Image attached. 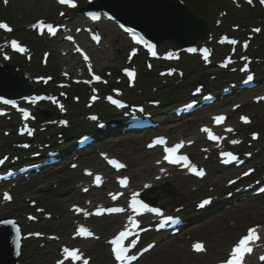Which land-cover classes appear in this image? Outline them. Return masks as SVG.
Listing matches in <instances>:
<instances>
[{"label": "rangeland", "instance_id": "1", "mask_svg": "<svg viewBox=\"0 0 264 264\" xmlns=\"http://www.w3.org/2000/svg\"><path fill=\"white\" fill-rule=\"evenodd\" d=\"M186 1H187V4H189L192 8H194L197 13L203 14L208 19L209 22L216 20V17L218 18L217 12L219 10H224V9L228 10L230 15L228 16V18L224 20V23L220 27H223L225 25L227 26L231 23H234L233 21H236V20H242V22H239L241 23V25L248 24L247 22H244V20L246 19L244 18L246 16L244 15L245 13L243 14L242 12H239L238 10L237 11L233 10L232 9L233 6L231 4H227L223 0H211L214 2V4H216L214 8L213 7L209 8L208 6L203 8V6L198 3V0L197 2L195 0H186ZM255 1H256V8L255 10H252L253 13L252 15H250L254 17H252V19L249 20L252 22H255V20H257L259 13L260 15L262 13L260 12L262 11V7L258 4L259 0H255ZM35 2H38V5L34 6ZM31 5H33V7H31ZM19 7L21 11H23V13H27L26 22H28V20H34V18H37L39 16H44L46 14L44 9H50V5L48 4V2H45L44 0H21V5ZM29 10L31 11L30 13H28ZM13 15H15V13ZM1 16H4V15H1ZM19 18H21L20 22H23L24 18L21 17L20 15L18 16V19ZM12 19H13V24L15 25L21 24L17 18L14 19L12 16ZM22 33H23L22 30L17 29V32L15 31L14 35H16L19 38H22L24 41L27 40L26 42H29V44L33 45V43L30 42V38L28 39V37L25 36V33L23 34ZM107 37H108L107 45L109 47L103 46L102 47L103 50L96 49L93 51L94 62L96 63L97 68L100 69L102 72L105 69H113V70L118 69L120 66L126 64L125 60L127 59V51H128L127 44L128 43L126 42L124 37L117 31L111 32V34H109ZM0 39H2L1 36H0ZM259 42L264 44V35H259ZM45 45L46 43H44L43 48H47L51 51V57H50L51 65L57 64L58 68H61L62 66L65 65L70 68V65L72 63H80L78 56H76L78 57L77 59L76 57H72V55L66 57V55L61 54L60 49H62V47H60L59 45L57 44H48L46 46ZM40 54H41L40 51L36 54L37 58L40 56ZM23 60H24L23 63L25 67L32 68L30 62L26 61L25 59ZM193 62H194V67L197 66V63L195 61ZM136 64L138 68L140 69L139 75L141 78L142 72L143 70H145L144 64L138 59L136 61ZM79 67H80V64L76 67V70H75L76 72H80ZM69 71L72 72L71 68L69 69ZM192 75H193L192 78L196 80L199 78L200 74L199 72H196L195 74L192 72ZM147 79L152 82V86L162 85L161 82H159V80L154 75L147 77ZM168 88L167 89L165 88L166 92L168 91ZM153 92L154 91L152 90L151 94H153ZM244 109L248 110L252 114V116L255 117V122H256L255 125L256 126L262 125L261 129H264L263 128L264 105L263 106H251L250 105L249 107H244ZM2 139L5 140L4 137ZM124 145L129 148L128 151L126 152V149L123 146L122 147L120 146L121 148H119L118 151L120 153L121 152L129 153L128 158L132 160L133 169L136 170L137 168L141 167V164L144 165L142 163L143 158L145 157L144 152L139 151V150L136 151L135 146H132L133 144L130 141L125 142ZM137 160H141L140 165L138 164L136 165ZM148 162L149 161L147 160V163ZM54 180L59 181L58 179H54ZM190 183L192 184L193 182L185 181L184 183H182V180H181L178 183H176V185H178L181 189V186H180L181 184H187L186 189L189 190L191 187ZM18 193L19 195L20 193L24 194L22 193L21 189L18 190ZM25 194L26 196H31V197H33L34 195L40 196L44 204L48 206L49 209L53 210L54 213L63 212L59 220H53L52 222H50L51 224L50 227L57 228L61 224L60 226L62 230L66 229V227L63 226V223L66 220V216H69V213H66L67 206H68L69 201L75 195V193L72 191L69 185L66 186L65 183H61V185L57 189H51L50 186H48L42 192L36 191L35 189L32 188L31 190L29 189L27 192H25ZM257 205L264 207V199L262 200L260 199ZM9 208H11L12 212H14L19 217L22 215V213L29 210L28 205L26 204V202L23 201V199H21L20 203L12 204ZM5 211H8V209H6ZM248 216L250 217V220L252 222L253 219H252L251 213ZM200 223L204 227L205 231L210 234L209 236H207V239L211 247H213L214 256L212 260L220 259L221 258L220 255L225 250V247L229 242L228 239L231 238L232 233L229 232V230L227 229L223 218L219 220H215V219H210V217H204L203 219H201ZM36 227L44 228L46 227V225L44 224L43 226H41V224H39V225H36ZM32 251L37 253L38 257L28 259L26 262L28 263L30 262V264H44L45 262L49 261L48 259L49 252H47L46 249L32 250ZM159 258H163V260H161V264H199L197 263V259L195 257H193L186 249H182V248H175V249L172 248V252H170L168 249H165L159 256L155 254L151 259L147 260L144 264H147L151 261H157V259Z\"/></svg>", "mask_w": 264, "mask_h": 264}, {"label": "snow or ice", "instance_id": "2", "mask_svg": "<svg viewBox=\"0 0 264 264\" xmlns=\"http://www.w3.org/2000/svg\"><path fill=\"white\" fill-rule=\"evenodd\" d=\"M260 2L262 4H264V0H260ZM5 3H8V0H5ZM59 3L61 4H67L70 7L75 8L76 4L73 2V0H59ZM248 3L251 4L252 0H248ZM39 27L41 29L43 28H47V31L50 32L51 34L55 35L56 34V29L52 26V25H45L43 22H40ZM0 29H5L8 32H11L12 29L4 23H0ZM257 31H259V29H256ZM69 40L72 39L71 36L67 37ZM96 41H99L100 37L99 36H94L93 37ZM233 43H236V41H233ZM11 46L13 48H15L17 51H25V49L21 48L15 41H11ZM149 47L151 48L152 46L149 45ZM153 55H155V52H153ZM85 59L87 60L88 57L85 56ZM127 71V70H126ZM127 75L129 77H134L135 76V72L134 71H127ZM96 80H100L101 78L99 76L95 77ZM248 80H252V77L249 76ZM261 99H264V97H262ZM4 103H12V101H4ZM25 118L27 119L28 117V113H25ZM225 119V117L223 116H217L215 118L216 122H221ZM242 119L244 120L245 123H248L249 120L247 117H242ZM30 129H28L29 134H31ZM205 132L209 133V139L214 140V141H219L220 139H222L219 136H216L214 134H212L209 129L205 128L204 129ZM227 131L231 132L232 129H227ZM157 143L160 144H164L166 143L163 139H160L157 141ZM232 143H239V141H232ZM184 147V143L181 142L180 144L175 145L174 147H167L165 149V151L167 152V155L164 157L165 160H167L169 163L171 164H179L181 162L184 163L185 166H187L190 162L188 160V157L185 155H180L178 154L179 150ZM225 155L229 156L231 159L235 160L237 159L236 156H234L232 153H225ZM3 161H0V164H2ZM111 164H113L115 167L119 168H123L124 165L118 163L115 160H111L110 161ZM191 170L193 172H196L197 175H203L204 173L202 171H197V169L193 166L191 168ZM91 175V173H89ZM248 173H245V175H247ZM95 181L97 183L101 182V177L96 176L95 177ZM121 184L122 185H126L127 184V178H124L123 180H121ZM87 189H85L86 191ZM5 198L6 199H11L10 196H7V194H5ZM113 199H116V196H113ZM209 201H205L204 203H208ZM132 207L134 211H139L140 209H144L147 212H151V213H156L158 215H163V213H161L160 209L157 208H151L149 207L147 204H144L142 201L138 200L136 198V196L134 195L132 198ZM108 211H123V209H108ZM89 213L85 212V215H88ZM172 217H167L166 221L172 220ZM7 223H13L11 221H8ZM138 227V222L135 218L130 219V227L126 226L125 230L121 231L119 233V235H117L113 240H111V244L114 245V253H115V258L117 261H120L121 264H123L124 261H131V260H135L136 257L134 255H129V247L126 246L125 241H128V245H130L131 247H135L136 242L134 240L129 239V237H131L133 235V229ZM17 233L20 232V229L17 228L16 229ZM79 236L81 237H92L93 233L91 231H89L87 228L81 227L78 230L77 233ZM260 239L258 232H257V227H252L248 230L247 235L243 236L236 244L235 246L232 248L228 259H226L225 261L222 262V264H243L244 261V257L246 254H250L253 250L252 245L258 240ZM194 249L196 251H203L204 250V246L200 243H197L194 245ZM63 256L64 259H61L57 262V264H64V260L68 259L70 261H81L82 260V253H79L78 249H72L70 250L68 247H65L63 249ZM262 259H264V257H262ZM82 264H89L87 259H83Z\"/></svg>", "mask_w": 264, "mask_h": 264}, {"label": "water", "instance_id": "3", "mask_svg": "<svg viewBox=\"0 0 264 264\" xmlns=\"http://www.w3.org/2000/svg\"><path fill=\"white\" fill-rule=\"evenodd\" d=\"M122 16H124L123 14H121ZM134 15H137V13L135 14L134 12H133V17H131V18H129L128 16H124L126 19H129V20H131L134 24H136V25H140L141 27H145V28H150V26L148 27V26H146V24L148 23V21H144L143 20V17L144 18H147V19H151V18H149V16H148V14H141L142 16V19L141 18H137V17H135ZM138 16V15H137ZM148 16V17H147ZM159 24V23H158ZM162 24V23H161ZM195 40H196V38H193L191 41L192 42H195Z\"/></svg>", "mask_w": 264, "mask_h": 264}]
</instances>
